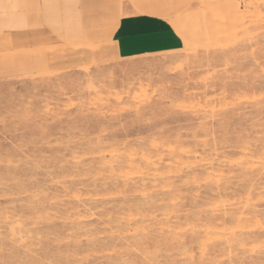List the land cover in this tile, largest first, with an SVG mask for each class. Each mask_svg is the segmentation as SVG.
Listing matches in <instances>:
<instances>
[{"label": "rangeland", "instance_id": "rangeland-1", "mask_svg": "<svg viewBox=\"0 0 264 264\" xmlns=\"http://www.w3.org/2000/svg\"><path fill=\"white\" fill-rule=\"evenodd\" d=\"M0 264H264V0H0Z\"/></svg>", "mask_w": 264, "mask_h": 264}, {"label": "crops", "instance_id": "crops-1", "mask_svg": "<svg viewBox=\"0 0 264 264\" xmlns=\"http://www.w3.org/2000/svg\"><path fill=\"white\" fill-rule=\"evenodd\" d=\"M136 10L141 12L138 16L120 19L117 22L112 32L113 39L124 40L131 37L148 38L146 42H153L155 44L156 42L154 41L156 39L167 34V30H169L168 25L170 26L171 23L167 18L157 13L161 12V5L147 3L146 5L136 7Z\"/></svg>", "mask_w": 264, "mask_h": 264}]
</instances>
